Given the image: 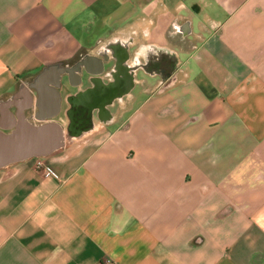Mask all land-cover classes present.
Segmentation results:
<instances>
[{
	"label": "crops",
	"instance_id": "1",
	"mask_svg": "<svg viewBox=\"0 0 264 264\" xmlns=\"http://www.w3.org/2000/svg\"><path fill=\"white\" fill-rule=\"evenodd\" d=\"M23 123L62 147L0 169V264H264V0H0Z\"/></svg>",
	"mask_w": 264,
	"mask_h": 264
},
{
	"label": "water",
	"instance_id": "2",
	"mask_svg": "<svg viewBox=\"0 0 264 264\" xmlns=\"http://www.w3.org/2000/svg\"><path fill=\"white\" fill-rule=\"evenodd\" d=\"M126 59L127 56H124L120 61V65L123 66L122 69L135 72L136 68L128 69V67L124 66ZM131 74L134 75V73ZM89 81L96 86L99 79L94 77L89 79ZM100 91L101 89L96 87L93 90L94 96L92 100L83 104L85 110L83 109L82 113L76 111L77 120L79 119L80 123L83 121L84 113L87 114L89 119H92L95 110L103 112L105 106L109 104V102H106L104 94L99 93ZM47 128L49 127L35 129L31 125L23 123L17 130L9 133L0 130V169L32 157H46L60 149L62 147V138H59V134L56 137H52L53 132Z\"/></svg>",
	"mask_w": 264,
	"mask_h": 264
},
{
	"label": "built area",
	"instance_id": "3",
	"mask_svg": "<svg viewBox=\"0 0 264 264\" xmlns=\"http://www.w3.org/2000/svg\"><path fill=\"white\" fill-rule=\"evenodd\" d=\"M35 164H36V168L39 169V170H42L48 174H53L54 171H53V168L51 166H49L47 164V162L45 161L44 158H37L36 161H35ZM107 264H113L112 262L110 261H107L106 262Z\"/></svg>",
	"mask_w": 264,
	"mask_h": 264
},
{
	"label": "flooded vegetation",
	"instance_id": "4",
	"mask_svg": "<svg viewBox=\"0 0 264 264\" xmlns=\"http://www.w3.org/2000/svg\"><path fill=\"white\" fill-rule=\"evenodd\" d=\"M80 102H81V103H80L76 108H74V111H79L80 113H82V111H83V109H84L83 104H86V103L83 102V101H80ZM84 110H85V109H84ZM83 117L86 118V117H87V114L84 113ZM83 121L85 122L86 120L84 119Z\"/></svg>",
	"mask_w": 264,
	"mask_h": 264
}]
</instances>
